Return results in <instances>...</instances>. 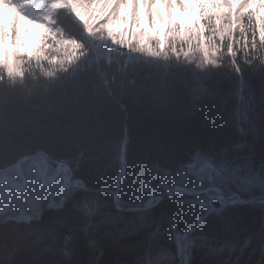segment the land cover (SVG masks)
Returning a JSON list of instances; mask_svg holds the SVG:
<instances>
[{
	"label": "trees",
	"instance_id": "16d2710c",
	"mask_svg": "<svg viewBox=\"0 0 264 264\" xmlns=\"http://www.w3.org/2000/svg\"><path fill=\"white\" fill-rule=\"evenodd\" d=\"M204 21L192 39L166 33L163 49L159 35L140 44L136 32L127 43L123 34L95 58L72 15L59 12L55 38L24 57L19 73L0 66V173L43 154L66 161L88 186L119 188L120 206L143 204L180 181L218 184L183 179L178 167L190 161L208 159L264 180V40L257 19L246 18L236 34L230 22ZM258 189L222 184L227 196L264 195ZM84 194L78 189L65 209L44 210L36 220L2 221L0 264H91L98 248V264H179L176 234L209 209L205 196L177 192L149 210L121 212L109 193H98L89 221L95 246L82 229L87 218L77 204ZM213 205L182 244L184 264H264V205L228 207L218 198Z\"/></svg>",
	"mask_w": 264,
	"mask_h": 264
},
{
	"label": "rangeland",
	"instance_id": "374dc122",
	"mask_svg": "<svg viewBox=\"0 0 264 264\" xmlns=\"http://www.w3.org/2000/svg\"><path fill=\"white\" fill-rule=\"evenodd\" d=\"M153 4L149 2L142 4L139 0H101V4L105 7L106 15H109L108 21L100 22L95 25L89 32L84 31L88 45L92 48L95 58H100L105 53V49L112 44L114 47L115 41H118L123 34H126V43L130 40L132 42V34L136 32L139 37L140 44H145L157 40L159 35L160 49H163L161 43L162 37L166 33L180 34L183 39H192L198 32L202 31V26H205V18L213 17L214 22L221 24L224 27L228 26L230 22L231 31L233 34L242 29V20L244 17H256L259 26L260 38L264 40V10L261 11L258 7L259 0H249L247 4L243 5L238 11L235 8L234 0H153ZM50 2V1H48ZM162 3L166 7V12L171 14L170 22L167 26H161L158 22L157 16L154 12V7L158 3ZM82 11L89 14L95 11L89 2ZM73 5L61 4L57 9L65 8L71 10ZM83 7V5L81 6ZM54 9V12L56 11ZM75 13V10L73 8ZM40 13V11H37ZM38 13L31 14V16L38 17ZM189 13L191 15H189ZM75 16L77 17L76 13ZM230 18H229V17ZM5 21L0 25V66L3 67L11 75L19 73V68L24 57H35L39 50L55 36L49 28L48 22L52 20L48 16L43 15L47 21H37L32 28H28V32H22L26 27L16 20L22 19L25 21L24 15L19 13H12L9 18L4 12ZM229 18V22L227 20ZM15 20V23L12 21ZM116 20V21H114ZM84 28V27H83ZM131 34V38H130ZM166 36V35H165ZM175 36V35H174ZM168 37V36H167ZM89 38V39H88ZM194 38V37H193ZM165 40V38H164ZM144 42V43H143ZM148 44V48H150ZM202 55L208 57L207 48L201 46ZM212 60L214 57L211 58ZM207 70V68H206ZM207 73V71H206ZM124 141V140H123ZM126 143H121L124 146ZM26 160V159H25ZM27 163L28 169L23 167L26 175V180H21L17 170L12 167L8 169L7 174L18 176L21 182L25 184L9 185L0 184V218L6 219H30L36 211L42 207H48L45 204L44 196L46 195L45 187L36 177L35 166L38 162L34 159H28L21 164ZM218 166L220 174L214 173L212 181L218 179V184H208L209 192H218L222 189V184L231 182L238 185L241 189L250 192L251 188L258 187L260 193H264V180H253L247 176L240 177L239 172H229L225 170V166ZM123 170V169H122ZM190 170V169H189ZM55 168L51 167L53 173ZM122 175V174H121ZM123 177V176H122ZM191 180L199 184L201 182H211L207 177V173H200L195 171H185L183 179ZM227 178V179H226ZM125 181V179H124ZM198 188V187H196ZM262 188V189H260ZM114 193H116L114 191ZM240 194L233 192L231 198H237ZM214 196V194L212 195ZM113 198L116 199V195ZM216 198V197H213ZM93 202V200H92ZM85 204L89 205L87 201ZM84 204V205H85ZM87 205L85 206L87 208ZM211 210H214L213 208ZM37 217V216H36Z\"/></svg>",
	"mask_w": 264,
	"mask_h": 264
},
{
	"label": "bare ground",
	"instance_id": "6f19581e",
	"mask_svg": "<svg viewBox=\"0 0 264 264\" xmlns=\"http://www.w3.org/2000/svg\"><path fill=\"white\" fill-rule=\"evenodd\" d=\"M25 0H20V3L23 4L21 9L16 8V0H0V25L3 21H5L4 17V12L6 13V15L10 18L12 16V13H19L21 15L26 16L24 19L25 21H23L22 19L16 20L17 22L23 24L24 27H26V29H23L22 32H28V28L30 29V27L32 28V26L34 25V23H36L38 21V17L35 16H31L29 13H27L25 11L26 8V1L23 2ZM50 0H43L42 2H37V6H36V13H38L37 11H40V13H38L37 15L39 17H41L42 15H44V13L48 14L49 12L53 11L54 9L58 8L59 5L61 4H68V5H73V8L75 10V13L77 15V17L80 19L81 23L83 24V26L86 28L87 31L91 30L95 25H97L100 22H105L108 21V19L111 20V18H109V15L104 14L105 11V7L103 4H101V0H53L51 2H48ZM130 1H134V0H130ZM142 4H146V2H149L150 4H153V0H139ZM235 1V8L236 11H238L243 5L247 4L249 0H234ZM86 2L92 3L90 4L91 7L95 10L92 11L89 14H84L82 11L83 8L86 6ZM83 5V7H81ZM258 7L261 11L264 10V0H259V4ZM50 9H52L51 11H49ZM166 7L163 5L162 3H158L157 5H155L154 7V12L155 15L157 16L158 22L161 26H167L168 23L170 22V17L171 14H169L168 11L166 12ZM15 23V20H12ZM116 21V20H114ZM1 32V30H0ZM45 158L48 160V165L45 168H40L37 167L35 168V173H36V177L37 178H42L45 180V182L47 184L44 185V187L46 188V195L43 197L45 204L48 205V207L45 208H41L36 212H40L42 214V212L44 210L47 209H54V210H63L65 209V207H67V205L69 204V200L75 191H77L78 189L82 190L83 192H85V194L83 195L84 197H82L79 202H78V206L80 205L81 208L83 207L84 209V216H86L87 221L86 223L83 225L82 229L84 234L87 235V237L89 238V240L91 241V243H93L95 246H98V242L95 240V238L93 237V235L91 234V227H90V217L95 214V207L94 205V196L98 193H103V192H107L111 195V197L113 198V192H116V199L114 200L115 203V208L117 209V195H118V189L114 190V188H107V187H93V186H88L86 185V183L83 180L78 179L73 172L72 167L66 162V161H59L57 163H52L50 161V159L44 155ZM23 158V157H22ZM18 162V160H17ZM16 162V163H17ZM120 162V167H121V161L119 159ZM205 162H211L208 159H204L202 161H190V162H185L183 163L181 166L178 167L179 170L182 171H195L196 168L195 167H191L190 165H202ZM214 164V163H213ZM24 168H26V170L28 169L27 167V163H23L21 164ZM189 165V166H187ZM51 167L55 168V171L52 173L51 172ZM68 169V170H67ZM190 169V170H189ZM178 170V171H179ZM8 170L3 171L2 173H0V177H5L6 179H11L12 176L7 174ZM122 174V175H121ZM24 177H26L25 173L20 174ZM120 175L122 177V179H126V171L122 172L120 170ZM27 178V177H26ZM74 183H78L80 185H84L85 187H87L89 190H84L82 188H78L73 186L71 183V181ZM51 180V181H49ZM9 184V185H16V182H11L9 180L4 181V182H0V184ZM118 186L119 181H118ZM183 186H188L197 190H202L204 188H196L187 184H184L183 182H177L175 184H173L170 188H178L175 192H181L183 190ZM120 187V186H119ZM170 188H168L166 191H168ZM165 191V192H166ZM207 193H212L209 192L208 190H205ZM164 193V192H163ZM162 194V193H161ZM159 195V194H156ZM153 195V196H156ZM152 196V197H153ZM190 196H198V195H192L190 194ZM150 197V198H152ZM149 198V199H150ZM93 200V202H92ZM163 200V199H162ZM161 200V201H162ZM89 202V205L85 204L86 202ZM85 204V205H84ZM87 205V208L85 207ZM73 206L75 207V205L73 204ZM80 208V209H81ZM118 210V209H117ZM89 219V220H88ZM2 221V218H0V223ZM70 239H68L69 241ZM65 248V247H64ZM69 244L67 246V253L70 254L69 251ZM239 251L242 253L243 249L239 248ZM99 253H100V249L98 248V254L94 256V259L92 260L93 264H98V259H99ZM242 255L244 256V254L242 253ZM91 263V264H92Z\"/></svg>",
	"mask_w": 264,
	"mask_h": 264
},
{
	"label": "water",
	"instance_id": "95a60500",
	"mask_svg": "<svg viewBox=\"0 0 264 264\" xmlns=\"http://www.w3.org/2000/svg\"><path fill=\"white\" fill-rule=\"evenodd\" d=\"M31 157L39 158L40 160H42L45 163L46 166L48 165V161H47V159L44 156H41V155H27V156L21 158L18 161V163H17V167L20 170L21 174H23L22 170L20 169V163H21V161H23V160H25L27 158H31ZM187 166H189V165H187ZM190 166L191 167H195L198 172H206L208 174L210 180L212 179L214 173L220 174L219 170L211 162H205L202 165H197V166L196 165H190ZM7 180H9L11 182H16L17 184H19V181H18L17 178L6 179L5 177H0V182H4V181H7ZM71 184L73 186H75V187L82 188L84 190H89L84 185H80V184L74 183V182H72ZM182 188H183V190L187 191L188 193H190L192 195H209L205 190H197V189H194V188H191V187H188V186H183ZM177 189L178 188H175V187L174 188H170L168 191H166V192H164L162 194L153 196L144 205H141V206H138V207L130 206V207L120 208V207L117 206V208L119 210H121V211H125V210H145V209H148V208H151V207L157 205L159 203V201H161L162 199H164V198L168 197L169 195L173 194ZM113 194H114V196L116 195V193H114V192H113ZM215 195H219L224 200V202L227 205H235L237 203H240L241 201L246 202V203H264V197H256V198H243V197H239L236 200H234L233 202H230L228 200V197L225 196L221 191H218Z\"/></svg>",
	"mask_w": 264,
	"mask_h": 264
},
{
	"label": "flooded vegetation",
	"instance_id": "af4514ba",
	"mask_svg": "<svg viewBox=\"0 0 264 264\" xmlns=\"http://www.w3.org/2000/svg\"><path fill=\"white\" fill-rule=\"evenodd\" d=\"M37 167H39V165H38V164L35 166V168H37Z\"/></svg>",
	"mask_w": 264,
	"mask_h": 264
},
{
	"label": "snow or ice",
	"instance_id": "6c2138e0",
	"mask_svg": "<svg viewBox=\"0 0 264 264\" xmlns=\"http://www.w3.org/2000/svg\"><path fill=\"white\" fill-rule=\"evenodd\" d=\"M189 15H191V14L189 13Z\"/></svg>",
	"mask_w": 264,
	"mask_h": 264
}]
</instances>
